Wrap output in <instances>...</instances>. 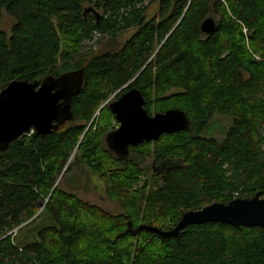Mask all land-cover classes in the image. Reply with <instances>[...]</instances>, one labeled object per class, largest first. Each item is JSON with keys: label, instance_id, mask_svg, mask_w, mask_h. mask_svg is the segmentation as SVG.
<instances>
[{"label": "trees", "instance_id": "trees-1", "mask_svg": "<svg viewBox=\"0 0 264 264\" xmlns=\"http://www.w3.org/2000/svg\"><path fill=\"white\" fill-rule=\"evenodd\" d=\"M152 1L0 0V21H13L0 28V91L83 70L67 122L0 151V264H264V228L204 223L177 240L127 230H169L187 211L264 197V0H154L147 17ZM208 17L211 35L200 31ZM129 29L117 51L81 53L94 33ZM130 88L148 115L179 109L189 129L114 154L115 117L100 106ZM214 114L232 117L220 140L199 135ZM75 149L73 163L100 175L121 214L57 187Z\"/></svg>", "mask_w": 264, "mask_h": 264}, {"label": "water", "instance_id": "water-1", "mask_svg": "<svg viewBox=\"0 0 264 264\" xmlns=\"http://www.w3.org/2000/svg\"><path fill=\"white\" fill-rule=\"evenodd\" d=\"M217 27L212 17L203 20L200 31L211 35ZM83 70L47 77L37 81H11L0 91V151L22 135L34 132L46 136L57 131L70 117V99L83 84ZM118 128L108 133L105 142L110 151L125 157L130 147L144 142H155L162 135L188 130L190 121L179 109L148 115L144 99L135 88H130L118 99L109 103ZM40 209L43 204H39ZM220 223L240 227L264 228V199L257 193L250 199H233L228 203H212L196 211L185 212L169 230L141 224L135 229L128 226L132 235L141 231L161 239H179L188 226Z\"/></svg>", "mask_w": 264, "mask_h": 264}, {"label": "rangeland", "instance_id": "rangeland-1", "mask_svg": "<svg viewBox=\"0 0 264 264\" xmlns=\"http://www.w3.org/2000/svg\"><path fill=\"white\" fill-rule=\"evenodd\" d=\"M156 10H157V1L153 0L147 11V17L152 16L156 12ZM12 23H13L12 19L6 14H4L0 21V28L4 30L7 34H9ZM134 31H135L134 29H129L115 36L100 34L99 32L94 33L90 40H85L82 42L81 53L83 54L91 53V55H96L108 51L115 52L123 45L124 42H126L131 37ZM243 32H245V30H243ZM115 95L116 94L111 96L103 105L100 106V108L103 107L106 103L108 104L111 103L110 100H112L113 102L114 101L113 98ZM97 114L98 113H96V115ZM231 123H232V117L226 115L214 114L206 122L204 127L200 130L199 135L207 139H216V140L223 139L228 129L230 128ZM117 128H118V123L115 120L114 122L111 123V129L114 131ZM261 150L264 152V144L262 145ZM76 153L77 150L75 149L72 152L67 162V166L70 162L73 165L69 171H65L58 178L56 183L57 187L63 191L74 194L82 201L90 205H94L111 215L121 214L123 210L121 209L119 203L108 195L105 183L100 177V175L95 173L93 170L84 166L81 163H76V164L73 163L74 156L76 155ZM150 162L151 160L150 158H148L143 164H149ZM141 185L142 184H140L139 186ZM233 196L236 197L237 193H233ZM42 208L39 209L38 212L30 220L35 218V216L41 212ZM30 220H28V222ZM15 231L16 229L14 230V232Z\"/></svg>", "mask_w": 264, "mask_h": 264}, {"label": "built area", "instance_id": "built-area-1", "mask_svg": "<svg viewBox=\"0 0 264 264\" xmlns=\"http://www.w3.org/2000/svg\"><path fill=\"white\" fill-rule=\"evenodd\" d=\"M261 198H263V199H264V197H261Z\"/></svg>", "mask_w": 264, "mask_h": 264}]
</instances>
